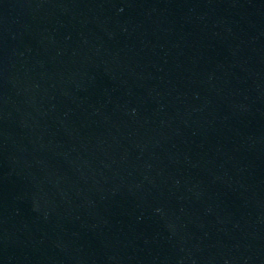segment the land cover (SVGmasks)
<instances>
[{"label":"water","instance_id":"1","mask_svg":"<svg viewBox=\"0 0 264 264\" xmlns=\"http://www.w3.org/2000/svg\"><path fill=\"white\" fill-rule=\"evenodd\" d=\"M182 0H0V228Z\"/></svg>","mask_w":264,"mask_h":264}]
</instances>
